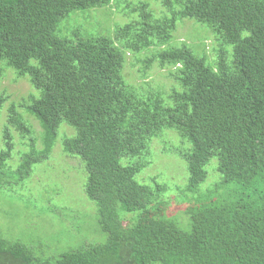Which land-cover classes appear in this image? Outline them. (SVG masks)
<instances>
[{
    "label": "trees",
    "instance_id": "obj_1",
    "mask_svg": "<svg viewBox=\"0 0 264 264\" xmlns=\"http://www.w3.org/2000/svg\"><path fill=\"white\" fill-rule=\"evenodd\" d=\"M113 2L0 0V79L7 65L40 91L24 106L43 129L40 148L31 124L12 109V123L31 142L9 167L14 145L5 130L0 189L25 182L50 158L66 122L76 134L64 149L85 164L84 191L107 236L53 254L41 237L0 230V264H264V0H163L161 16L143 1L113 38L60 33L68 15ZM185 18L211 28L217 47L199 56L176 45ZM128 53L145 65L139 85L125 75ZM154 65L167 69L171 89L146 80ZM7 100L0 89V114ZM160 127L189 145L185 191L194 201L185 220L159 213L166 186L141 183L143 164L124 162ZM215 157L221 180L204 190Z\"/></svg>",
    "mask_w": 264,
    "mask_h": 264
},
{
    "label": "rangeland",
    "instance_id": "obj_2",
    "mask_svg": "<svg viewBox=\"0 0 264 264\" xmlns=\"http://www.w3.org/2000/svg\"><path fill=\"white\" fill-rule=\"evenodd\" d=\"M143 1L149 2L157 15L166 14L163 0H119L111 6L96 7L68 15L60 22V33L69 35L71 31L81 29L87 34L113 38L118 26L136 17L135 7ZM209 32L212 33L211 28L193 19H180L175 44L186 46L197 55L204 56L207 49L211 51L217 47L214 40L209 38ZM138 62L128 53L124 71L130 82L135 85L140 82L139 71L142 72L145 68L144 64ZM146 73V80L160 84L164 91L173 87L175 81L170 78L167 69L154 65L146 69ZM0 89L8 97L0 114V142L4 143L5 130H8L14 145L8 166L15 168L20 163L23 152L29 150L31 141L12 123V109L22 114L31 124L33 135L37 138V146L43 147L42 126L24 106L32 93L38 96L40 91L33 88L27 77H20L14 68L7 65L0 79ZM75 134V128L63 122L59 127L50 158L36 163L31 176L25 182L17 184L13 189H0L2 233L23 240L41 237L53 254L76 248L85 241L100 242L107 237L98 222V206L84 191L87 177L85 164L80 156H73L64 149V140ZM144 143L146 148L142 153L126 158L124 162L137 161L143 164L141 172L136 176L141 183L166 186L163 195L167 203L159 213L185 220L186 210L194 201L193 196L185 191L188 170L184 152L189 149L188 143L179 132L167 127L158 128L154 135L144 139ZM217 167V158H212L206 166L208 178L202 189L207 190L221 180ZM38 230H41V233Z\"/></svg>",
    "mask_w": 264,
    "mask_h": 264
}]
</instances>
